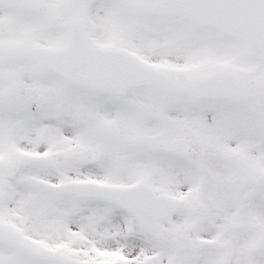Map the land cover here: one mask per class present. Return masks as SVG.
Here are the masks:
<instances>
[{
  "label": "snow or ice",
  "instance_id": "1",
  "mask_svg": "<svg viewBox=\"0 0 264 264\" xmlns=\"http://www.w3.org/2000/svg\"><path fill=\"white\" fill-rule=\"evenodd\" d=\"M0 264H264V0H0Z\"/></svg>",
  "mask_w": 264,
  "mask_h": 264
}]
</instances>
